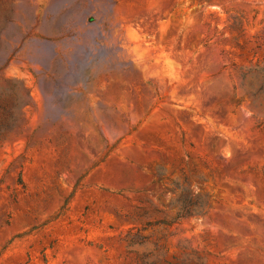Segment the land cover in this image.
Returning a JSON list of instances; mask_svg holds the SVG:
<instances>
[{
    "label": "rangeland",
    "instance_id": "rangeland-1",
    "mask_svg": "<svg viewBox=\"0 0 264 264\" xmlns=\"http://www.w3.org/2000/svg\"><path fill=\"white\" fill-rule=\"evenodd\" d=\"M257 63L264 0H0V264H264Z\"/></svg>",
    "mask_w": 264,
    "mask_h": 264
},
{
    "label": "trees",
    "instance_id": "trees-1",
    "mask_svg": "<svg viewBox=\"0 0 264 264\" xmlns=\"http://www.w3.org/2000/svg\"><path fill=\"white\" fill-rule=\"evenodd\" d=\"M238 78L240 87L244 91V94L250 99L251 106L255 107L261 105L262 102L260 99L264 98V63L243 67L238 73ZM53 79L59 86L67 84L60 74L55 75ZM71 86H76V82L71 83ZM177 202H179L176 213L177 218L194 212L190 209L189 202H185L184 197L180 196ZM133 244L134 242L131 241L130 247H132ZM140 264H148L145 255L142 256Z\"/></svg>",
    "mask_w": 264,
    "mask_h": 264
}]
</instances>
